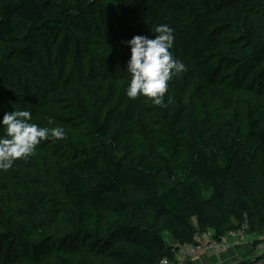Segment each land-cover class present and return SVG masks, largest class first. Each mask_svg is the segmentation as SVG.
<instances>
[{"label":"trees","instance_id":"16d2710c","mask_svg":"<svg viewBox=\"0 0 264 264\" xmlns=\"http://www.w3.org/2000/svg\"><path fill=\"white\" fill-rule=\"evenodd\" d=\"M109 1L107 19L124 35L133 26L127 21L151 34L159 24L179 33L188 13H203L171 52L186 70L168 82L166 106L125 95L130 55L121 56L96 2L56 10L54 0H0V117L26 109L30 123L65 131L64 139L37 145L34 160L0 171V264H158L174 260L172 249L191 243L197 230L220 239L247 220V233L264 231V0ZM100 39L110 52L86 72L84 56ZM194 82L253 92L262 106L222 123L208 150L196 110L190 150L183 101ZM83 127L104 142L100 155L75 144ZM246 150L254 190L239 170ZM41 175L70 218L47 203Z\"/></svg>","mask_w":264,"mask_h":264},{"label":"rangeland","instance_id":"374dc122","mask_svg":"<svg viewBox=\"0 0 264 264\" xmlns=\"http://www.w3.org/2000/svg\"><path fill=\"white\" fill-rule=\"evenodd\" d=\"M80 0H54L53 8L54 9H61L66 6H70L71 4L78 2ZM88 2H96L98 7L96 8V14H102L104 21H107V26L110 27L111 31L113 32V36L116 37L115 41L117 40V44H120L122 50L121 56L130 55L129 47L123 43L130 39L133 35H148L150 38L154 37L155 33L151 34L149 31L148 26L142 23H130L125 22V20H121V22H125L123 24H133L131 29L129 30V34H119L121 32V24L115 21H108L107 19V8L110 6L109 0H87ZM197 11L196 18H193V15L188 13L187 19H181L180 24V31L179 33H174V43L173 47L170 49L171 52L181 50V42L184 38H186L187 32L190 30V26L194 27L198 24L197 18H201L203 13L200 12V9L194 10V13ZM199 12V13H198ZM180 16V15H179ZM181 18V16H180ZM111 20V19H110ZM119 24V25H118ZM24 29H20L23 31ZM100 42L103 43L93 45L90 47L89 51L92 53V56H84V65L86 72L94 66L97 61L96 59L100 60L105 55L108 56V52L110 49L105 50V44L108 43V39H100ZM122 42V43H121ZM125 44V46H123ZM127 48L128 52L124 50ZM106 56V57H107ZM96 58V59H95ZM81 63H78V65ZM77 65L76 68L79 66ZM101 70V69H100ZM184 104L187 109L186 114V122H187V133H186V146L188 149H193L195 147V131L197 130V125L195 121L194 112L198 110L200 115L199 120V131H200V139L205 147L208 149H212L216 145L217 134L219 131V127L222 123L226 125L232 123V121L237 118L238 113L241 112H249L250 110H256L261 108V102L259 97L249 91H230L224 88H209L205 87L203 84L199 82H194L189 84L185 97H184ZM80 136L78 135V141L75 143L79 146V150H84L85 152H90L95 155H100L102 150H104V142L101 141L99 138L94 136L91 132H89L88 127H83L81 129ZM112 151L118 153L117 148H112ZM68 153V152H67ZM71 153V150H70ZM250 153L251 150L244 151V165L239 167L240 172H243L246 175V180L249 184H251L252 189L256 188V181L253 177L251 172H248L247 169L249 168L250 164ZM32 160H34L33 155H31ZM26 160V159H25ZM30 163H35V161H30ZM38 163V162H36ZM29 164V163H28ZM29 166V165H28ZM247 168V169H246ZM250 170V169H249ZM85 178L92 183V179L90 175L85 174ZM15 177V176H14ZM13 177V178H14ZM44 177V178H42ZM41 183L42 188L45 190H49L51 195L48 197L47 200L48 204L54 205L57 210L60 211V215L64 217V220L70 218L73 214L71 208L60 198L57 197L56 190L52 187L51 179H49L46 175H41ZM17 181V180H16ZM45 184L46 188H45ZM12 185H15L12 182ZM202 186V196L209 197L211 195V189L205 181H201ZM50 187V189H49ZM66 218V219H65ZM165 238L168 240H172L167 234ZM94 264V263H90ZM95 264H107L105 262L97 261ZM110 264V263H109Z\"/></svg>","mask_w":264,"mask_h":264},{"label":"clouds","instance_id":"9594fccd","mask_svg":"<svg viewBox=\"0 0 264 264\" xmlns=\"http://www.w3.org/2000/svg\"><path fill=\"white\" fill-rule=\"evenodd\" d=\"M152 33H155L152 38L133 35L123 42L130 50L124 92L130 99L144 96L150 98L154 105L166 106L164 96L168 82L186 68L170 51L174 43L173 29L167 24H159ZM31 119L32 113L26 109L6 112L0 117V171H7L16 160L33 155L42 141L65 138L61 127H40L30 123Z\"/></svg>","mask_w":264,"mask_h":264},{"label":"built area","instance_id":"2783aa9c","mask_svg":"<svg viewBox=\"0 0 264 264\" xmlns=\"http://www.w3.org/2000/svg\"><path fill=\"white\" fill-rule=\"evenodd\" d=\"M247 220L236 229L229 230L220 239L213 236L212 230H197L192 237V242L177 246L172 249L174 260L163 258L158 264H188V262L200 254L223 253L230 246V238H237L239 241L250 245L252 251L257 255L264 257V242L262 235L247 233L245 231ZM175 246V245H174ZM179 257L176 258V255Z\"/></svg>","mask_w":264,"mask_h":264},{"label":"crops","instance_id":"0c3cea01","mask_svg":"<svg viewBox=\"0 0 264 264\" xmlns=\"http://www.w3.org/2000/svg\"><path fill=\"white\" fill-rule=\"evenodd\" d=\"M261 235L264 242V231ZM229 241L230 246L226 252L200 254L188 264H264V257L255 254L247 243L237 238H230ZM170 242L174 243L173 240Z\"/></svg>","mask_w":264,"mask_h":264}]
</instances>
